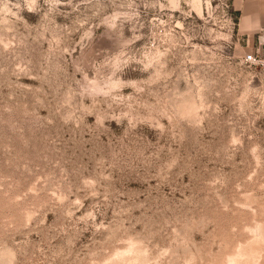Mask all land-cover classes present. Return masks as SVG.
<instances>
[{"label": "rangeland", "instance_id": "rangeland-1", "mask_svg": "<svg viewBox=\"0 0 264 264\" xmlns=\"http://www.w3.org/2000/svg\"><path fill=\"white\" fill-rule=\"evenodd\" d=\"M263 38L232 0H0V264H264Z\"/></svg>", "mask_w": 264, "mask_h": 264}, {"label": "crops", "instance_id": "crops-1", "mask_svg": "<svg viewBox=\"0 0 264 264\" xmlns=\"http://www.w3.org/2000/svg\"><path fill=\"white\" fill-rule=\"evenodd\" d=\"M245 31H264V0H232Z\"/></svg>", "mask_w": 264, "mask_h": 264}, {"label": "built area", "instance_id": "built-area-1", "mask_svg": "<svg viewBox=\"0 0 264 264\" xmlns=\"http://www.w3.org/2000/svg\"><path fill=\"white\" fill-rule=\"evenodd\" d=\"M264 38L261 39L260 44L258 47L253 51L252 53L247 54L244 57V61L246 63H259V62H264Z\"/></svg>", "mask_w": 264, "mask_h": 264}]
</instances>
